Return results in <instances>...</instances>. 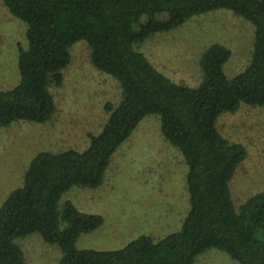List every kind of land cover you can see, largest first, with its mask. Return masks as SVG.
Returning a JSON list of instances; mask_svg holds the SVG:
<instances>
[{"label": "trees", "instance_id": "trees-1", "mask_svg": "<svg viewBox=\"0 0 264 264\" xmlns=\"http://www.w3.org/2000/svg\"><path fill=\"white\" fill-rule=\"evenodd\" d=\"M27 23L28 48L20 47L19 83L0 90V127L14 121L50 120L57 105L52 86L64 83L70 47L87 41L91 62L121 84L122 99L108 102L103 130L84 151H41L30 163L24 184L0 208V264H27L17 238L39 233L57 244L60 264H195L217 248L240 264H264V190L240 206L230 181L247 156L217 127L224 112L242 104L264 106V0H3ZM230 9L254 25L248 67L230 78L224 65L231 50L221 43L201 57L197 87L174 81L136 49L157 32L185 24L193 16ZM1 40V36H0ZM161 119L164 137L177 146L189 167L190 209L181 228L156 240L142 234L116 250L79 249L82 233L103 225L62 195L73 186L100 187L114 153L147 115Z\"/></svg>", "mask_w": 264, "mask_h": 264}, {"label": "rangeland", "instance_id": "rangeland-1", "mask_svg": "<svg viewBox=\"0 0 264 264\" xmlns=\"http://www.w3.org/2000/svg\"><path fill=\"white\" fill-rule=\"evenodd\" d=\"M27 23L14 16L0 0V90L20 81V47L27 49ZM215 43L231 50L224 65L232 78L244 71L252 58L254 25L230 9H217L190 18L185 24L157 32L136 47L169 78L197 87L203 81L200 59ZM71 63L63 70L64 83L52 86L57 105L46 122L14 121L0 127V208L16 188L23 186L26 171L41 151L86 150L91 136L107 122L108 102L122 99L118 79L96 68L91 51L81 39L70 47ZM221 133L243 144L247 156L230 181L238 207L264 190V106L242 104L217 120ZM189 167L180 149L167 140L157 114L147 115L114 153L104 183L98 188L73 186L60 201L81 211L100 214L103 225L82 233L79 249L116 250L142 234L156 240L181 228L191 203L187 187ZM27 264H60L62 251L39 233L16 239ZM195 264H240L217 248L206 250Z\"/></svg>", "mask_w": 264, "mask_h": 264}, {"label": "crops", "instance_id": "crops-1", "mask_svg": "<svg viewBox=\"0 0 264 264\" xmlns=\"http://www.w3.org/2000/svg\"><path fill=\"white\" fill-rule=\"evenodd\" d=\"M202 57V56H201ZM200 65H201V59H200ZM202 69V68H201Z\"/></svg>", "mask_w": 264, "mask_h": 264}]
</instances>
